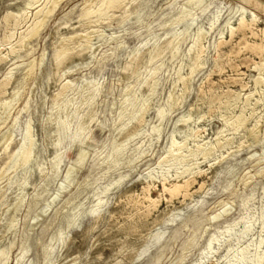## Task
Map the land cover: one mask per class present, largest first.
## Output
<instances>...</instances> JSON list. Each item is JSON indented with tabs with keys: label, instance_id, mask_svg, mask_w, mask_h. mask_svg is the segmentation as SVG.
Wrapping results in <instances>:
<instances>
[{
	"label": "rangeland",
	"instance_id": "obj_1",
	"mask_svg": "<svg viewBox=\"0 0 264 264\" xmlns=\"http://www.w3.org/2000/svg\"><path fill=\"white\" fill-rule=\"evenodd\" d=\"M51 1L0 0V55L8 56L0 61V83L10 75L9 84L0 86V260L226 264L242 248L251 257L255 241L264 238V82L257 92L253 82L258 74L254 65L264 58V0H195L200 7L189 0L139 5L137 0L109 10L98 23L89 22L92 18L84 12L99 0L89 5L60 0L42 29L8 53L10 43L29 31L36 8ZM180 10L190 17L177 23ZM253 13L259 19L255 26L231 35L229 26ZM16 19L21 22L15 27ZM90 29L98 32L88 44L75 47L74 34ZM9 31L14 34L8 44ZM199 32L205 33L202 50ZM61 46L68 49L63 61L56 58ZM102 57L106 60L100 66ZM195 61L200 66L191 74ZM84 82L90 84L82 89ZM171 92L177 94L173 106L168 103ZM235 93H240L238 99ZM123 104L127 115L119 118ZM53 106L60 108L64 126L56 140L54 122L45 123ZM240 110L248 119L237 131L232 120ZM184 116H189L187 122ZM29 119L34 151L7 169L21 143L16 126ZM193 131L200 138L185 136ZM217 139L223 146L208 159L200 150L189 157L197 144H205L204 149ZM178 143L183 145L177 153L182 151L187 164H199L192 166L200 173L191 192L204 187L173 198L163 191L162 181L172 182L183 166L172 157L163 166L158 162ZM120 148V157L105 163ZM56 156L59 165L52 170ZM22 170L27 181L15 179L9 188L11 177ZM51 175L54 179L29 212ZM146 186L160 199L149 213L136 205ZM6 190L9 202L24 196L16 206V226L8 232L1 199ZM263 248L264 241L262 253Z\"/></svg>",
	"mask_w": 264,
	"mask_h": 264
},
{
	"label": "bare ground",
	"instance_id": "obj_2",
	"mask_svg": "<svg viewBox=\"0 0 264 264\" xmlns=\"http://www.w3.org/2000/svg\"><path fill=\"white\" fill-rule=\"evenodd\" d=\"M39 0H35V3H37ZM49 1V0H48ZM60 0H53L51 1L52 4L50 6H41L40 8L37 7L36 8V11L34 12V15H33V20H32V23L31 25L29 26V31H27L26 34L22 35L21 38L22 39H19L18 41L14 42V43H10V41L12 40L13 38V34H11L10 32V35L5 39L6 41L5 42H8V44L10 43V48L8 50V53H15L16 51H18L24 44L25 40H29V38H32L33 36H35L40 28L43 26L45 20L47 17H49L52 12L55 10L56 6L58 5ZM95 0H85V5H89L90 3L94 2ZM137 0H99V5L96 7V8H89V9H86V11L84 12V14L92 19H89V22H94V23H98V22H102L108 15V11L111 10V9H115V8H119L121 6H125L127 7L128 3L130 2H135ZM145 0H138V5L139 4H142ZM247 1H250V0H247ZM49 3V2H48ZM189 5H195L197 7H200V2H195V0H189L188 1ZM261 6V5H260ZM24 10V9H23ZM20 11L18 14H21L22 12L24 11ZM14 14V13H13ZM11 15H12V12H11ZM91 15H93L91 17ZM107 15V16H106ZM13 16V15H12ZM19 16V15H18ZM190 17V14L188 12H185L184 10H180L179 11V15L176 17L175 19V22L177 21V23L179 21H183V20H186ZM7 18V17H6ZM12 18V17H11ZM15 19V18H14ZM258 17L257 15H255L254 13L252 14V17L251 18H246L245 14H242L239 19H238V22L236 25H232V26H229V30H230V33L231 35L232 34H235L234 32L235 31H242V32H245V30H249V29H252L253 25L259 20H257ZM7 21V20H6ZM10 21V18L8 19V23ZM15 22V27L18 26L20 24L21 21L17 20L14 21ZM108 22V20H107ZM174 22V23H175ZM87 25V24H86ZM92 25H95V24H92ZM91 26V25H90ZM255 26V25H254ZM14 27V28H15ZM42 29V28H41ZM97 29V28H95ZM93 32H98L95 31L94 29H90L89 31H85V32H79V33H75L74 36H73V40H72V43L75 47H82L83 45H86L90 42V38L92 37L93 35ZM250 32V31H249ZM246 33V32H245ZM254 33V32H253ZM243 34V33H242ZM258 34V33H257ZM21 35V34H20ZM77 35V36H76ZM247 35V34H246ZM205 36V33L204 32H199L198 34V48H201V50L203 49V43H202V38ZM249 36V35H248ZM253 36V35H251ZM259 36V35H258ZM78 38V39H77ZM202 39V40H201ZM247 39V38H246ZM247 41V40H245ZM263 41V40H262ZM12 42V41H11ZM249 42V41H248ZM224 43V42H223ZM255 43V42H254ZM257 44V43H256ZM259 44V43H258ZM264 45V44H263ZM257 47V46H256ZM255 47V48H256ZM257 51V50H256ZM262 51V50H261ZM70 52V51H69ZM7 53V54H8ZM258 53V52H257ZM261 54V53H260ZM44 55V54H43ZM68 55V49L64 46H61L59 49H57L56 51V58L57 60L59 61H63L65 59V57ZM202 55H200L201 57ZM6 57H8L7 55H0V61L4 60ZM237 57V56H236ZM197 59L199 58V56L196 57ZM201 59V58H200ZM106 60V57H102L99 61V65L101 66ZM201 63V62H200ZM81 65H78L77 67H73L72 69H70V71H73L74 69H77L79 68ZM200 66L198 65V62L195 61L193 62L192 66H191V74L196 70V68ZM255 70L258 71V74L254 77L253 79V82H254V87H255V92H257L259 86L264 82V78H263V71H264V58L262 59L261 58V61L259 63H255ZM197 71V70H196ZM10 76V75H9ZM8 75L5 76L4 78V81L3 83H0V86L2 85L3 87L4 86H7L10 82V77ZM189 77V76H188ZM186 78V77H184ZM187 80L188 79H184V83L186 84L187 83ZM90 83L89 82H84L80 88L82 89H85L88 87ZM183 84V86L185 85ZM68 86V82L64 84V91L63 93H59L57 95V98L56 100L59 99V97H61L66 88ZM186 87V86H185ZM244 89V88H243ZM254 90V89H253ZM234 93V92H233ZM180 94V93H179ZM183 94V92H182ZM242 94V93H241ZM177 95V94H176ZM174 93L171 92V94L168 96V103L170 106H173V101L175 100V97H177ZM181 95V94H180ZM185 95V92L184 94ZM253 95V92H250V93H246V100H249L250 96ZM178 97H181L178 95ZM240 97V93H235V99H238ZM221 99V98H220ZM234 99V100H235ZM83 101V100H82ZM229 101V100H228ZM177 102V100H176ZM179 102V101H178ZM177 102V103H178ZM215 102V101H214ZM247 102V101H246ZM84 103L88 104V100L85 99ZM227 104V103H226ZM229 104V103H228ZM147 105V104H146ZM145 105V107H146ZM180 105V104H179ZM176 107V106H175ZM174 107V108H175ZM230 107V106H229ZM243 107V106H242ZM81 108V107H80ZM60 108H57V106H53V111L51 112V114H49L47 117H46V124L49 123V122H54V132L52 133L53 135V138L54 140H56L57 138H59L60 136V133H62V130H64V126H63V122H62V119H61V115H60ZM148 109V108H147ZM56 110V111H55ZM79 110V109H78ZM244 110V107L243 109ZM126 111H127V106L123 104L122 106V109L120 110L119 112V115L118 117L121 118V117H124L126 116ZM165 111V110H164ZM163 111V112H164ZM241 111V110H240ZM162 112V111H161ZM245 112V110H244ZM243 111H241L239 114H237L235 116V120H232V124L234 125V128L235 130L238 131V129L244 125V123L247 121L248 118L245 117V113ZM144 113V112H143ZM253 114V113H252ZM251 114V115H252ZM64 115V112L63 114ZM10 116V115H9ZM15 116V115H14ZM185 117V116H184ZM224 119H228V118H225V116H223ZM227 117V116H226ZM184 119L183 122H187L189 120V116L185 117V118H182ZM122 120V119H121ZM230 119L227 120V122H229ZM226 122V123H227ZM231 122V121H230ZM230 122L228 123L230 125ZM10 125V124H9ZM186 126V125H185ZM232 126V125H231ZM3 127V126H2ZM12 127V126H11ZM20 129L21 131V143L20 145L15 149V151L10 155L9 157V161L7 163V169H9L10 167H12L13 165H16L17 163L19 162H22L25 158L27 159V157L30 156V154L34 151V143H33V140H32V137H31V133H32V125H31V119L29 120H26V122L21 126V124H18L16 126V129ZM233 128V129H234ZM10 130V129H9ZM158 130V129H157ZM8 131V130H7ZM191 132V131H189ZM7 134V133H6ZM9 134V132H8ZM51 135V136H52ZM193 136V137H199V133L198 132H195L193 131L192 133H186L185 136ZM256 136V134H255ZM11 138V136H10ZM13 138V137H12ZM11 138V139H12ZM200 138V137H199ZM188 139V138H187ZM186 141V139L184 140ZM12 142V140H11ZM50 142V141H49ZM222 142V140H221ZM229 142V141H228ZM184 143V142H183ZM197 143V142H196ZM216 145L215 144H212L210 146H207L205 147L204 149H201L204 145L203 144H197V148L196 149H192V153L191 155H189V157H192L194 152L195 151H199L200 150V153L202 155L203 158H207L209 157L213 150L215 148H217V146H223L221 145L222 143H220V140L217 139L216 141ZM225 143V142H224ZM223 143V144H224ZM186 144H187V141H186ZM183 144L181 143H178L177 146H175V148H170L167 153L162 156L158 162V164L160 166H163L164 164H166L168 161H169V158L172 157L174 159H177L180 161V163L182 164L183 166V170H179L177 169L176 172H175V177L173 178V181L170 182V183H166V181H162V189L164 192H168L173 198L175 196H178L180 194H183L184 197H187V196H191L194 192L200 190V189H203L202 187L203 184L200 185L199 188L197 189H193L194 191L191 192V185L192 183H194L196 181V176L197 174H199L200 172H195L194 170H192V166L194 165H199L198 164V161H195V162H192L191 164H187V162L189 160H187L185 158V155L182 154V151H180L181 153H177L179 150H180V147L182 146ZM179 148V149H176V148ZM185 147V146H184ZM7 148V146H6ZM191 149V148H190ZM123 151V148H120L118 150H116L112 157L108 160L105 161V163H110L111 160H114V159H117L118 157H120L121 155V152ZM57 156L55 158H53V167H52V170L54 169H57L58 168V165H59V162L57 160ZM183 158V159H182ZM208 159V158H207ZM81 160V159H80ZM205 160V159H204ZM27 162V163H26ZM24 163V165L27 166H30L29 162L26 161ZM125 164L127 165H131L132 161L128 160H124L123 161ZM5 168V167H4ZM24 169V168H23ZM195 169V168H194ZM4 170V169H3ZM40 172L43 173V170L42 168H40ZM259 173H262L259 172ZM261 175V174H260ZM11 176V175H10ZM12 179V183L9 185V188H12L13 186V182L15 179H18L19 181L20 180H24V181H27L28 179V176H27V171L26 170H22L20 173H16L14 176L11 177ZM54 179V176L51 175V178L45 182L44 184H42L38 190V195L37 197H35L32 202H31V205H30V209H29V212L31 211V209L35 206L36 203H38V199H39V196L43 193L44 189L46 188V186ZM21 185H19V189H22V187H20ZM10 190V189H9ZM108 190V188H107ZM7 194V190L3 193L1 199L4 198V200L2 201V204L6 205V225H5V232H8V231H11L15 228L16 226V206L22 204L23 202V199H24V196L23 195H20L18 197V200L17 201H12V202H9V200H5V196ZM18 196V195H17ZM183 198V197H182ZM160 202V199L157 198V197H154L153 195V192L151 191V188L150 186H146L144 189H143V192H142V195L139 199L136 200V205H140V206H143L145 207L146 211L149 213L150 211V207H156ZM135 203V202H134ZM152 210V209H151ZM149 215V214H148ZM220 215H216L215 218H219ZM196 233V232H195ZM27 238L24 239V241L22 243L25 242ZM193 240H194V237L190 240V245L193 243ZM195 241V240H194ZM216 241V240H215ZM264 241V238L260 239L259 241H255V245L253 247H255V251L253 252V254L251 255V257H247L245 256V249L242 248L240 251H238L234 257L232 259H230L228 261V263L226 264H262L263 260H264V251L263 253L261 252V249L260 246L262 245ZM216 243H218L216 241ZM252 244V243H251ZM12 245H10L11 247ZM264 250V248H263ZM4 252H1L0 255H3ZM2 257V256H1ZM0 264H8V260H0ZM46 264V263H44ZM196 264V263H195Z\"/></svg>",
	"mask_w": 264,
	"mask_h": 264
}]
</instances>
